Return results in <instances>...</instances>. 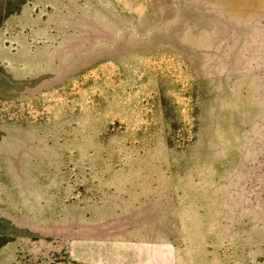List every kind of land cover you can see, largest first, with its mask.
Instances as JSON below:
<instances>
[{"label":"rangeland","instance_id":"1","mask_svg":"<svg viewBox=\"0 0 264 264\" xmlns=\"http://www.w3.org/2000/svg\"><path fill=\"white\" fill-rule=\"evenodd\" d=\"M0 264H264V0H0Z\"/></svg>","mask_w":264,"mask_h":264}]
</instances>
